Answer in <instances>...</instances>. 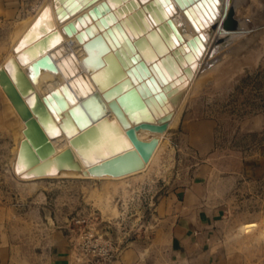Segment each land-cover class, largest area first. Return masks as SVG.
I'll return each mask as SVG.
<instances>
[{"label":"rangeland","instance_id":"374dc122","mask_svg":"<svg viewBox=\"0 0 264 264\" xmlns=\"http://www.w3.org/2000/svg\"><path fill=\"white\" fill-rule=\"evenodd\" d=\"M24 1L25 15L0 23V61L33 10L34 0ZM36 1L35 8L44 2ZM238 4L248 33L218 42L217 68L198 81L146 171L122 179L17 178L11 167L21 121L0 91V206L35 211L39 224L48 218L73 247L121 248L152 241L161 228L171 231L176 219L170 209L193 204L186 194L201 192V220L212 226L211 240L226 258L264 264V187L246 177L264 146V0ZM208 121L213 125L206 126ZM214 194L217 201H209ZM172 196H178L174 203Z\"/></svg>","mask_w":264,"mask_h":264},{"label":"water","instance_id":"95a60500","mask_svg":"<svg viewBox=\"0 0 264 264\" xmlns=\"http://www.w3.org/2000/svg\"><path fill=\"white\" fill-rule=\"evenodd\" d=\"M55 1L56 13L61 21L92 6L90 12L97 15L98 26L102 27L101 22L105 20L113 23L105 35L114 37L116 32L123 36L122 42L128 53L116 50L114 56L117 62L112 51L101 49L103 57L98 70L105 69L107 75L102 93L93 87L94 91L85 93L84 99L78 102L74 100L75 95L68 83H64L60 87L62 92L56 88L42 96L35 87L41 71L47 69L58 73L60 69L54 48L59 43L61 32L56 27L51 5H46L18 43L21 45V49L17 50L18 55L10 58L13 75L0 67L3 87L28 123L25 130L27 137L23 140L17 164L38 173L36 175L48 173L52 167L84 170L71 147L54 154L56 148L44 129L53 126L68 133L71 144L88 165L86 173L122 175L144 168L159 139L143 140L138 131H163L167 128L166 122L172 116L169 111L172 102L181 96L185 76H193L198 58L205 50L210 26L221 16V0H184V11L197 30L189 39H184L172 20L176 13L175 5L181 6L178 0H147L142 7L139 0H126L124 3L122 0H110L117 3L116 11L105 0L99 3H96L98 0ZM132 8H137L140 15L149 13L151 21L159 24L158 28H150L148 34L160 38L154 43L159 41L156 48L161 58L153 52L148 58L150 64L140 58L136 48V45L144 44V39H138L135 45L126 33L124 24L117 21L120 15ZM86 16L87 13H84L69 22L64 27L65 31L77 33L82 41L86 39L91 27L78 32V25ZM125 20L130 23L131 19ZM232 21L231 16L226 24ZM102 41L101 35L91 40L87 38L85 47L90 50ZM160 64L164 65L165 70ZM79 76L82 77L81 74ZM83 79L86 81L85 76ZM26 97H33L31 106L26 102ZM90 99L97 105L93 110L86 104ZM109 110H113L120 121L109 119ZM54 113L60 117L59 122Z\"/></svg>","mask_w":264,"mask_h":264},{"label":"bare ground","instance_id":"6f19581e","mask_svg":"<svg viewBox=\"0 0 264 264\" xmlns=\"http://www.w3.org/2000/svg\"><path fill=\"white\" fill-rule=\"evenodd\" d=\"M100 1L104 0H98L96 3H99ZM107 3L111 6L112 10L116 11L117 9V3L111 2L110 0H105ZM123 3L126 2V0H122ZM140 6H144L145 2L147 0H139ZM37 1L34 0L33 2V10L29 11V15L27 18H25L23 21L25 22L24 26L20 29L17 36L15 37L12 45L9 47L7 53L4 55V57L0 61V67H4L8 72H12L13 75V66L10 62V58L12 56H17V50L21 49V45H18L22 37L25 35L27 30L30 28V26L36 21V19L39 17V15L42 13L46 5L50 4L52 8V13L56 22V27L61 32V38L59 39L58 45L54 48L56 51V62H59V71L58 73L53 72L51 70L43 69L40 74L39 81L36 83L35 87L38 93H40L42 96L48 95L52 90L56 88H60L62 84L68 83V86L74 93L75 97L74 100L81 102L84 99V94L94 91L93 87L96 90H99L100 93H102V85L104 82H106L107 75L105 74L106 71L104 70H98V66L100 65L101 56L103 54V51L108 48L110 51H112L113 56L115 55L114 52L116 50H122L125 54L128 53L126 50V47L124 46V43L122 42L123 36L119 35V33L114 32V37L110 34L107 37L105 33L108 31V28L113 26V23L105 20L102 21V27H99L96 21L97 15L93 12H90L91 7H87L85 9H82L78 11L77 13L71 15L68 19L65 21H61V19L58 18L56 13V1L55 0H44L42 4L38 5V8H35L37 6ZM183 5H186V2L182 0L181 6L176 7V13L173 14L172 20L174 21L175 25L177 26L179 32L182 34L184 39H189L192 37L197 30L195 29L193 23L189 19L188 15L185 13ZM238 0H221V16L217 19L216 22L212 26H210V32L207 36V43L205 44V50L202 51V55L198 58L197 61V67L193 69V76H185V85L183 87L182 94L179 97L177 101L172 102V109L169 111L172 113L171 118L166 122L167 128L163 131H154L150 129H140L138 131V135L143 140H151L154 137H158V143L154 149L153 154L151 155L150 159L146 161L145 167L130 173H125L122 175H114L111 173H86L85 171H88V165L86 161L83 160L81 155L79 154V151L71 144L70 137L68 133L62 132L60 128L50 126V128H46L45 132L47 137L50 139L51 143L56 148L55 155L59 152L64 151L67 148H72L74 151L76 158L81 161V164L83 166V171L75 170V169H63L59 170L56 167H52L48 173L42 174V175H36L38 173L30 172L29 169L21 167L22 165L17 164L18 156L22 147L23 140L27 137L25 130L28 128V123L24 119L21 112L17 109L16 105L12 101V98L10 97L7 90L3 87L1 81H0V91L5 97L7 104L11 108L12 112L17 116L18 120L21 121V137L16 145V148L14 151V157L12 161V172L13 174L25 181L45 178V177H58V176H67V177H86V178H97V179H122L127 176H131L143 171H146L151 163L156 159L163 143V139L165 134L168 132L169 128L176 125L185 105L186 102L191 94V92L194 90L196 84L198 81L202 78L203 75L209 73L210 71L214 70L218 66V58H217V52L219 50L218 42H220L222 39L233 36V37H240L242 35H245L248 33L247 27L245 29V24H243L242 18L240 14L238 13ZM84 13H87V16L84 17V21L80 22L78 25V32L81 31V29H85L87 27H91L88 31L87 38L88 40H91L95 38L97 35H101L103 38V41L101 43H97L94 46L91 47L90 50H87L85 47V41L80 40L77 37V33L69 34L65 31L64 27L69 22L79 18ZM149 13H144L143 15L138 14L137 8H132L129 10L126 14L120 15L117 19V21H120L124 24V29L126 33L129 35L133 43L136 45L138 39H144V44L142 45H136L137 52H139V56L141 59H144L148 64V58L150 55L155 52L157 54V57L160 59L161 55L158 54L157 51V45L159 44L154 43V40L160 39L156 35H149L150 28H158L159 24H155L151 21L149 18ZM232 16V23L227 25L228 19ZM131 19L130 23H127L125 19ZM93 24V25H92ZM252 31V30H251ZM250 32V31H249ZM61 40V41H60ZM161 41V40H160ZM103 49V51H101ZM90 55V56H89ZM89 58L85 61V58ZM129 56V55H127ZM103 57V56H102ZM116 61L118 62L117 58L114 56ZM27 66H24L26 68ZM160 67L163 69L164 65L160 64ZM165 70V69H163ZM79 74L82 75L79 76ZM126 75V74H125ZM83 76H85L86 81H84ZM127 76V75H126ZM60 91L62 92L61 88ZM171 98V97H170ZM26 102L29 106L33 103V97H26ZM69 100V99H68ZM70 106L72 105V101L70 100ZM86 104L88 107L94 109L97 105L93 102V100L86 101ZM56 120L59 122V116L57 113H54ZM109 119L120 121L117 114L113 110H109L107 113ZM159 122V121H158ZM132 125H135V123H132ZM57 128V129H56ZM18 137V138H19ZM106 151H109L108 148H106ZM53 154V155H54Z\"/></svg>","mask_w":264,"mask_h":264},{"label":"crops","instance_id":"0c3cea01","mask_svg":"<svg viewBox=\"0 0 264 264\" xmlns=\"http://www.w3.org/2000/svg\"><path fill=\"white\" fill-rule=\"evenodd\" d=\"M28 4L24 0H0V23L21 18ZM205 125L212 126L213 121ZM213 145L211 137L209 146ZM252 158L254 161L247 166L246 177L255 180L256 186L264 187V146L258 147ZM230 180L232 178L225 180L226 187ZM203 196L201 192L187 193L186 201L193 204L174 205L168 212L176 219L171 231L164 227L152 241L138 240L121 247L110 264H242L226 258L223 248L211 240L212 226L201 220L205 217L201 205ZM176 198L178 196L171 197L173 203ZM209 201L216 202V194L210 195ZM0 264L94 263L77 260L65 230L55 228L48 218L39 224L35 211L0 206Z\"/></svg>","mask_w":264,"mask_h":264},{"label":"built area","instance_id":"2783aa9c","mask_svg":"<svg viewBox=\"0 0 264 264\" xmlns=\"http://www.w3.org/2000/svg\"><path fill=\"white\" fill-rule=\"evenodd\" d=\"M77 260H89L94 264H110L120 248L114 245H77L73 247Z\"/></svg>","mask_w":264,"mask_h":264},{"label":"snow or ice","instance_id":"6c2138e0","mask_svg":"<svg viewBox=\"0 0 264 264\" xmlns=\"http://www.w3.org/2000/svg\"><path fill=\"white\" fill-rule=\"evenodd\" d=\"M178 2H182V0H178Z\"/></svg>","mask_w":264,"mask_h":264}]
</instances>
